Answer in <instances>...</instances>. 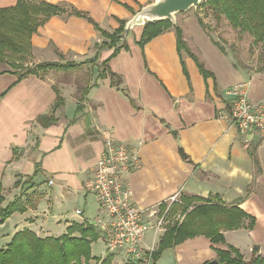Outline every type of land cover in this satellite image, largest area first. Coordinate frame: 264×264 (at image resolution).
I'll return each mask as SVG.
<instances>
[{
  "label": "crops",
  "instance_id": "1",
  "mask_svg": "<svg viewBox=\"0 0 264 264\" xmlns=\"http://www.w3.org/2000/svg\"><path fill=\"white\" fill-rule=\"evenodd\" d=\"M45 1L63 4L68 11H83L101 29L112 32L118 19L129 20L153 0ZM16 2L0 0V9ZM199 15L193 9L176 14L185 44L180 50L174 28L140 47L142 26H134L133 37L128 39V33L125 37L126 49L107 62L108 70L121 79L119 88L111 85L108 76L98 77L102 61L113 49L99 50L98 58L90 62L103 37L86 19L68 13L53 15L36 29L28 57L30 65L74 62L80 66L16 80L18 70L0 63V187L4 198L20 197L26 205L25 212L4 221L14 218L10 239L22 229L57 237L72 223L93 226L102 211L82 186L102 154L101 132L109 131L114 141L139 154L141 167L127 177L135 205H158L162 211L172 195L180 194V202L169 208L168 224L156 240V249L170 226L185 216L180 209L173 211L182 205L181 197L197 199L192 202L196 205L209 199L235 205L254 218L251 229L245 219L240 228L222 233L226 244L237 248L244 260L253 252L264 258V136L241 133L219 115L227 106L226 90L241 81H249L251 101L264 103V67L237 62L212 35L217 33L200 25ZM57 92L62 103L53 110ZM49 114L53 123L38 122L39 116ZM30 177L31 184L23 183ZM33 194L37 198L31 200ZM89 195L97 205L92 218L87 214ZM40 200L45 203L42 212L37 210ZM62 205L72 208L69 216L54 214V207ZM76 209L81 216L75 215ZM59 218H65L64 228L52 233L49 220ZM151 240L152 232L144 245ZM215 249H225V244L197 235L165 248L155 264H201L216 258ZM112 264L144 263L112 255Z\"/></svg>",
  "mask_w": 264,
  "mask_h": 264
},
{
  "label": "trees",
  "instance_id": "2",
  "mask_svg": "<svg viewBox=\"0 0 264 264\" xmlns=\"http://www.w3.org/2000/svg\"><path fill=\"white\" fill-rule=\"evenodd\" d=\"M206 7L216 20L222 16L228 21L232 28L241 32H248L252 36L253 44H260L262 56L260 67H264V0H202L197 9ZM68 13L81 17L90 22L103 37V41L97 45V52L90 62L98 58L99 50L113 49L110 57L102 61L101 71L98 77L108 76L111 85L119 88L120 77L110 72L107 67L109 58L115 56L121 49H126L124 24L126 20L118 19V26L112 32L101 29L98 24L87 13L75 9L69 11L63 4L51 3L45 0H17L14 6L0 9V63L7 62L11 54L26 56L30 53V38L36 29L53 15ZM134 14V12H133ZM203 28L205 24L198 18ZM174 28L177 36L178 49L185 48L179 28L172 25L168 20L147 22L141 28L138 45H143L150 39L161 34L168 28ZM220 48L221 46L214 41ZM82 63L66 62H41L33 67L25 68L24 71H14L20 80L27 74L39 75L50 69L68 70L76 68ZM203 75L207 74L203 66L197 63ZM258 67V68H260ZM83 90V89H82ZM84 91H82V94ZM82 100V96L78 101ZM62 103V98L57 92L56 102L53 110ZM81 106H77V113ZM43 126L54 122L52 114L42 115L37 118ZM184 158L185 155L182 154ZM32 177L23 181L31 184ZM19 181L14 183L17 187ZM182 205L176 206L173 211L180 209L185 212L183 220L176 222L162 236L157 249L152 253V263L155 264L161 251L165 248L181 243L187 238L203 235L213 243L225 244V249H215L216 263L213 260L201 264H264V258L255 257L254 252L245 262L237 248L226 244L222 231L238 229L246 219V228L251 229L254 218L235 205L213 203L207 199L202 204H193L197 199L181 197ZM4 196L0 187V224L14 213H23L26 205L20 197L3 204ZM192 208L186 211L189 206ZM98 239L95 228L86 223H72L66 228V232L57 236L40 237L29 229L15 232L10 241L0 247V264H112V255L104 258L95 257L91 253V244Z\"/></svg>",
  "mask_w": 264,
  "mask_h": 264
},
{
  "label": "built area",
  "instance_id": "3",
  "mask_svg": "<svg viewBox=\"0 0 264 264\" xmlns=\"http://www.w3.org/2000/svg\"><path fill=\"white\" fill-rule=\"evenodd\" d=\"M249 81L231 85L225 92L227 106L219 111L241 133L264 136V103L251 101L248 97ZM103 151L96 161L91 176L83 183L85 193L92 194L102 214L92 225L99 231V237L109 255H119L127 261L152 263L156 240L166 230L169 208L180 202L179 192L168 199L161 211L158 205L142 208L134 204L127 177L141 167L139 154L124 144L114 141L109 131H102ZM52 184V180L48 181ZM81 216L80 209L75 210ZM152 232L150 245L144 241Z\"/></svg>",
  "mask_w": 264,
  "mask_h": 264
},
{
  "label": "rangeland",
  "instance_id": "4",
  "mask_svg": "<svg viewBox=\"0 0 264 264\" xmlns=\"http://www.w3.org/2000/svg\"><path fill=\"white\" fill-rule=\"evenodd\" d=\"M194 10V9H193ZM195 12L199 15L202 22L205 24V29L211 30L212 35L214 38L218 39V43H221V46L227 48V50L230 52V54L235 58L237 62L240 63H246L247 65L253 64L257 65V67H260L262 64L261 62V54H262V47L258 44H253L252 42V36L248 32H241L238 29H234L231 27V25L228 23V21L222 16L220 19L216 20L214 16L211 14L210 10H208L206 7H201L200 9H196ZM210 28V29H209ZM133 29V28H132ZM129 30L128 32V39H131L133 37V32ZM127 36V35H126ZM125 38V37H124ZM31 58L28 57V54L26 56H21V54H11L10 57H8V60L6 64L10 66L13 69H17L19 72H22L25 70V68L33 67L34 64L31 62ZM50 70H61V69H50ZM53 71L54 76L56 77V73ZM54 76L52 79H54ZM42 181V179L40 178ZM39 183V181H37ZM36 194H33L31 196V200L37 198L35 197ZM92 195V194H91ZM89 195L90 200H88L89 208L91 209L87 214L90 216L92 215V209H97L96 203L92 201V196ZM13 195L11 196H5L6 204L10 201H13ZM25 203V201H23ZM72 207L74 205L69 204ZM69 205H62V206H56L54 207V214H65L66 216H69V213L71 211V207H68ZM38 212H42L43 208L45 207V203L40 200L37 205ZM68 213V214H67ZM19 214V213H18ZM42 216V213L39 214ZM92 218V216L90 217ZM14 218L11 219V221H6L0 224V246L4 245V243H7L10 240V234L14 227ZM60 220H57L58 222H54V220H49V225L51 226V232L52 233H59L64 228V224L66 223L65 218H59ZM7 220V219H6ZM150 234V232L147 233V236ZM5 246V245H4ZM3 246V247H4ZM91 251L92 253L97 257H105L107 256V249L104 245V242L101 239H97L91 244ZM248 260H245V262Z\"/></svg>",
  "mask_w": 264,
  "mask_h": 264
},
{
  "label": "water",
  "instance_id": "5",
  "mask_svg": "<svg viewBox=\"0 0 264 264\" xmlns=\"http://www.w3.org/2000/svg\"><path fill=\"white\" fill-rule=\"evenodd\" d=\"M202 0H153L140 7L132 17L124 24L123 37L134 26H143L147 22L168 20L172 25L176 24V14L189 9L196 10ZM214 263L217 261L214 259Z\"/></svg>",
  "mask_w": 264,
  "mask_h": 264
}]
</instances>
